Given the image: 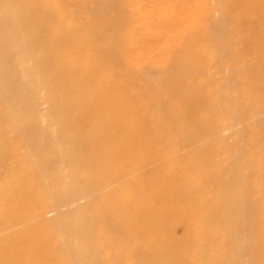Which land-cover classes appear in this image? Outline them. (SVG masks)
I'll use <instances>...</instances> for the list:
<instances>
[{"label": "bare ground", "instance_id": "6f19581e", "mask_svg": "<svg viewBox=\"0 0 264 264\" xmlns=\"http://www.w3.org/2000/svg\"><path fill=\"white\" fill-rule=\"evenodd\" d=\"M147 1L155 77L132 0H0V264H264V0Z\"/></svg>", "mask_w": 264, "mask_h": 264}, {"label": "rangeland", "instance_id": "374dc122", "mask_svg": "<svg viewBox=\"0 0 264 264\" xmlns=\"http://www.w3.org/2000/svg\"><path fill=\"white\" fill-rule=\"evenodd\" d=\"M186 1L187 3H198V5L202 4V2L207 4L210 11V17L214 19L219 18L222 21V17L224 15L223 13H225L223 11V5L225 4L224 0ZM136 5H139L138 9L136 8ZM127 10L132 18L128 23V29H124L122 35L130 37L132 43L125 51H122V53L126 54L130 61L139 58V61L135 64L136 67L147 75L155 77L156 73L154 69L148 66L144 62V59L146 54H149V56L153 58H157L159 56V52L153 45V41L158 39L159 34L168 32L167 29L159 23L162 12L147 0H132V2L127 5ZM174 12L178 17L183 18H189L191 13L194 15V13L189 10L176 9ZM179 29L184 31L186 29V24H180ZM119 68H123V66L119 64ZM208 70L210 73L213 72V68L210 66L208 67ZM42 106L44 108L45 104H42ZM218 120L222 125L223 132H226L225 119L221 116ZM8 215L9 213L6 212L0 213V220H2L0 223V237L5 235L7 232V230L4 231V226L7 225L8 221L3 222V219H5ZM15 230H17V227L11 229V231ZM242 263L246 264V255H243Z\"/></svg>", "mask_w": 264, "mask_h": 264}]
</instances>
